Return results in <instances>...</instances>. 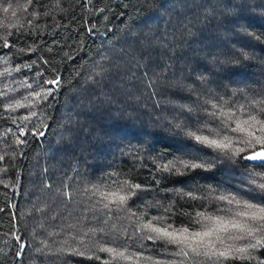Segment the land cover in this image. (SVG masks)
<instances>
[{"label":"trees","instance_id":"1","mask_svg":"<svg viewBox=\"0 0 264 264\" xmlns=\"http://www.w3.org/2000/svg\"><path fill=\"white\" fill-rule=\"evenodd\" d=\"M57 74L59 89L36 100L35 82ZM217 98L241 119L264 108V0H0V264H209L134 234L136 217L101 208L87 190L140 184L131 211L174 226L224 214L208 189L264 204L246 183L264 163L201 150L173 127L180 106L194 109L180 116L190 128L204 125V102ZM20 124L46 135L18 144ZM193 156L212 168L157 172ZM15 235L27 245L19 258ZM251 255L264 260V249Z\"/></svg>","mask_w":264,"mask_h":264},{"label":"snow or ice","instance_id":"2","mask_svg":"<svg viewBox=\"0 0 264 264\" xmlns=\"http://www.w3.org/2000/svg\"><path fill=\"white\" fill-rule=\"evenodd\" d=\"M5 12L9 9L4 8ZM92 31V29H89ZM246 55V54H245ZM71 58V57H69ZM34 63V62H33ZM47 63V61H44ZM27 67L31 68L29 64ZM41 76V73H36ZM37 88L41 91L33 89L32 95L36 100L47 101L53 95V92L61 86L62 80L59 74L51 80H38L35 82ZM44 85H49L47 90H43ZM32 89V85H27ZM205 101L204 105H210L211 111H205L204 116L206 122L204 125L197 124L193 130L188 124L180 119V116H187L189 119L194 118V109L191 107L180 106V115L174 119L177 122L173 125L181 134L190 139L194 144L201 146V150L207 148L225 159L233 162L236 158L243 161H259L264 163V108L260 110L259 115L251 113L246 114V119H241L236 115L231 107H225L224 103ZM22 107V105H17ZM32 116L36 113H32ZM197 120L199 117H195ZM22 120L31 119L30 116L21 118ZM209 123L218 125V129L208 127ZM45 129L48 127L44 125ZM18 133L16 142L25 144L29 136H45L46 132L38 128H27L26 125H18ZM236 134H243V139L234 138ZM20 137H24L21 139ZM244 145V146H240ZM248 152V149H256ZM246 155H242L246 153ZM2 158V157H0ZM199 156H193L191 160L175 159L167 163L157 165L158 173H168L170 175H185L186 173L201 169L208 171L212 168V163L207 161L202 163L194 162L200 160ZM251 178L246 181L249 185L248 191L257 195L260 199H264V174L251 173ZM261 181V182H258ZM91 197L96 198V204L101 208L111 212L125 210L130 213L129 219L136 217L134 225V234L138 233L149 241H164L166 244L176 247L177 256L188 258L191 256L204 257L209 264H225L227 261H255L256 264H264V260H258L251 255L252 250L260 248L264 249V204H254L248 200H241L235 196L214 195L215 189H208L209 195L204 199L215 201L217 204L225 205L224 208L217 209L218 213L211 214L206 212H196L195 219L191 221V226L181 225L174 226L166 223L161 216L147 217L145 212H133L129 202L134 203L135 199H139L145 189L140 184H133L129 180L120 181L114 179L110 185H93L90 190ZM188 198L196 200L199 197L193 196L191 193L184 194ZM96 204L93 205L95 208ZM157 211L163 210L167 215L168 208L161 209L159 205L153 206L148 204V208ZM186 215L192 216L191 213ZM147 233V235H145ZM17 251L15 257L19 258L23 255L27 246L22 236L15 235ZM237 242H246L237 244ZM100 251L107 253L116 252L113 248H101ZM83 255V253H78ZM116 256L123 259H130L123 252L116 253ZM107 264V262H105Z\"/></svg>","mask_w":264,"mask_h":264}]
</instances>
